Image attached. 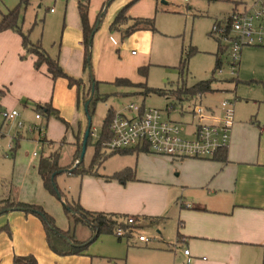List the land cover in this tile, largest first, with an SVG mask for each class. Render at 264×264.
I'll return each instance as SVG.
<instances>
[{
  "label": "crops",
  "instance_id": "0c3cea01",
  "mask_svg": "<svg viewBox=\"0 0 264 264\" xmlns=\"http://www.w3.org/2000/svg\"><path fill=\"white\" fill-rule=\"evenodd\" d=\"M131 1L133 0H111V3L105 5L107 0H89L87 20L90 26L95 23L99 11L105 6L101 22L92 36L90 48L94 78L100 82L99 93L106 91L117 95L131 93V90L127 89L129 86L111 85L115 78H127L133 83H140L132 81L128 72L116 71L118 65H114L113 57L108 51L113 48V43L116 44L118 35L121 36L120 31L109 28L117 12L129 5L126 9L128 22L124 26L121 25V28H126L131 24V18H135L131 16L134 14V6L143 3L150 10L153 3V0H136L132 3ZM60 2L63 21L58 37V64L67 75L81 78L84 86L77 92L74 86L68 85L66 79L61 77L51 79L46 72L45 64L35 69L33 54L27 53V56L21 59L20 56L26 50L21 45L20 35L6 30L0 32V90L4 93L0 99V110L18 105L12 96L14 94L12 92L18 90L21 91L22 96L26 95L28 99L36 101L35 103L49 102L68 122V128L63 125L61 140L63 139L64 143L68 141L75 151L76 136L79 135V138L83 136L87 124L85 112L83 120L79 121L81 119L79 104L81 102L83 104L82 96L90 86V78L83 67V35L76 7L77 0H60ZM49 10L54 12L52 7ZM141 31L143 30L135 31L136 35L140 36ZM126 37L121 45L124 50L131 46V33ZM139 45H144L142 40H139ZM130 52L134 55V51ZM123 62L119 61V63ZM125 64L130 70L131 63ZM134 64H139V61ZM110 73L113 74V78L106 75ZM109 85L116 89L114 91L105 89ZM262 97L264 96L259 98ZM208 109L207 113L220 115L219 107ZM49 117L56 119L53 116ZM72 121L77 123L71 125ZM68 129L70 134L68 133L69 137L66 139ZM44 138L46 139L45 133ZM51 147L53 148L54 145L51 144ZM136 149L138 151L134 150L129 154L115 153L129 156V159L121 165L133 167L135 179L144 181L150 191L155 192L157 188H161L166 192L173 191L176 196L174 207L168 213L169 221H172L175 227V240L168 242L159 234L157 237L159 243L155 247V251H158L157 258L144 264H264V120L234 115V123L229 132V143L225 148L226 161H218L212 159L213 157L174 158L153 154L148 149L147 151ZM10 156L19 167L24 165L29 178L38 177L43 187L37 198L28 197L22 185H19V180H15L21 187L19 200L28 202L27 204L40 205L53 218L56 227L64 232L67 231L69 220L64 212V200L51 197V194L45 190L37 170L38 164L36 169L32 168L28 171L24 155L16 148L12 149ZM30 156L34 158L37 155L32 153ZM131 157L136 159L134 166H131ZM101 177L103 183L102 180L88 178L82 181L78 203L82 208L90 211L134 216L135 222L131 224V232L124 236L125 243L130 245L138 217L148 218L152 223L159 221L162 218L160 213L165 204V197H156L149 202V207H145V200H139L134 193L121 190V185L124 189L127 188L126 183L113 181L110 176L101 175L100 179ZM82 225L88 232L82 236L78 235L79 237L76 236V226H74V237L80 242L94 235L87 225ZM98 237L99 235L92 242ZM115 237L117 241L122 240L121 237ZM102 240L110 242L109 239ZM138 242L142 241L138 240ZM184 249L189 251V262L183 253ZM28 255H32L37 264H100L105 256L99 249H86L82 254H55L47 245L39 218L18 209L4 210L0 213V264H13L14 256Z\"/></svg>",
  "mask_w": 264,
  "mask_h": 264
},
{
  "label": "rangeland",
  "instance_id": "374dc122",
  "mask_svg": "<svg viewBox=\"0 0 264 264\" xmlns=\"http://www.w3.org/2000/svg\"><path fill=\"white\" fill-rule=\"evenodd\" d=\"M19 1L0 0V19L1 14L6 13L7 9L16 7ZM254 1L188 0L184 2L182 0H157L155 5V0H153L150 10L143 3L134 6V14L131 16L153 17L155 29L153 31L143 30L140 36L136 35L137 32L131 33V46H128L127 50L121 48L127 37L122 38L118 35L116 44L113 43V48L108 49V51L113 57L114 65H118L116 71L128 72L132 81L143 84L128 87L127 89H130L131 93L125 95H117L109 91H106V93L97 91L99 99L90 104L91 136L84 150L82 165L84 167L90 165L94 144L98 140L102 122L110 108L118 111L130 103L135 105L144 104L146 108H157L162 111L168 108L170 114H165V116L181 124V136L190 137L196 122L191 111L194 104H198V101L195 100V96L190 94H180V97L176 95L175 92L181 86V83H185L188 87L198 81L212 78L210 83L212 91L201 95V106L203 108L215 109L219 107L221 101L227 99L234 102V115L247 119L256 117L264 120V97L259 98L264 96V46H245L239 54L240 60L234 75L230 71L228 49L224 52L221 51V64L218 69L214 70V53L218 44L221 46L226 41L223 37H220L219 32L213 31V25L223 24L232 11H242L244 7L249 8ZM51 7L54 12H50L49 8ZM62 21L60 0H55V2L54 0H28L26 5L20 4L18 7L17 26L30 39L39 40L41 47L51 56H56L59 49L58 37ZM127 22L128 20L125 24ZM6 30L18 34L12 29H5L0 32L3 33ZM139 40L143 41V46L139 45ZM130 51H134V55ZM25 55L27 56L26 51L20 58L23 59ZM181 57L187 58L182 76L179 69ZM119 61L124 62L119 63ZM137 61H139V64H134ZM125 63H131V66L129 65L130 70ZM138 68L144 70L145 74L142 75ZM90 70L93 73L91 54ZM85 71L89 75L88 68ZM106 75L110 78L114 77L111 73ZM145 85L162 90V92L165 91V95L156 92L147 95L141 94ZM98 87L100 88V86ZM7 88L9 89V87ZM105 89L114 91L116 88L109 85ZM12 93H14L12 96L16 99L18 105L5 109H15L20 114L18 119L26 120V124L33 121L35 113H39L46 134V141L40 140L35 133L20 130L16 127L14 121H4L0 116V197L22 201L19 200V188L22 187L28 197L37 198L43 187L38 177L37 179L29 178L24 165L19 167V165H16L17 162L14 163V160L10 158L12 151L7 150V144L11 139L14 138L13 148L24 155V162L27 164L28 171L32 168L36 169L41 157H48L47 155L50 154L49 156H51L56 152L59 155L58 166L60 169L75 167L76 161L71 160L74 152L73 147L68 144L67 140V143H64L63 139L61 140L64 132L63 124L52 117L42 115L35 108L34 103L36 101L30 100L31 98L28 99L26 95L22 96L20 90ZM254 99H262V101L258 100V102ZM79 109H81L79 110L81 112L79 121H81L83 115H85L82 102L79 104ZM76 123L72 121L71 125ZM80 129H82V126ZM68 133L70 134L69 129L66 139L69 137ZM81 140L82 136L79 138V135H77L74 142L76 148ZM51 144L54 145L53 148ZM32 153L37 156L30 158ZM127 159H129V156L113 154L100 165L95 166L93 174H85L81 177L68 174L69 171L67 173L64 171L59 172L54 177V184L61 198H58L57 195H51V197L61 201L62 199L78 201V194L85 178L100 181L102 180V177L100 179L101 175L112 176L114 172L126 167L121 164ZM131 160V166H134L136 159L131 157ZM131 168L134 170L133 167ZM135 178L134 171V176L124 180V182L116 179H113V181L126 183L127 188L124 189V186L121 185V190H127L130 194L134 193L139 200H145V207H149V202L156 197H165V204L160 213L162 218L152 223L148 218L138 217L136 228L132 232L130 245L125 243L124 236L121 237L122 240L117 241L115 234L99 235L96 240L88 245L87 249H99L100 253L105 255L100 264H144L145 262H152L157 258L158 251H155V247L159 243L157 238L159 234L168 242H174L175 240V227L168 218V213L174 207L176 200L174 192H166L161 188H157L155 192H152L147 188L144 181ZM15 180H19V185L22 186H18ZM103 182L102 180L101 183ZM9 198H1L0 205H3L1 201L8 202ZM75 226L76 236H82L88 232L86 227L80 223ZM139 235L145 236L148 241L138 242L137 237ZM102 239H109L110 242L107 243Z\"/></svg>",
  "mask_w": 264,
  "mask_h": 264
},
{
  "label": "trees",
  "instance_id": "16d2710c",
  "mask_svg": "<svg viewBox=\"0 0 264 264\" xmlns=\"http://www.w3.org/2000/svg\"><path fill=\"white\" fill-rule=\"evenodd\" d=\"M111 0H107L105 3H110ZM136 1V0H133ZM131 1V3L133 2ZM28 3V0H20L19 4L16 7L10 8L6 10V13L1 15L0 19V31L5 29H12L16 31L20 37H21V45L26 50L27 53L33 54L35 56V60L33 62V67L35 69H39V67L42 64L46 65V72L51 77V79L56 78H64L67 80V83L69 86H74L77 90V92L81 89V87L84 86V82L81 80V78H74L72 76L67 75L59 66L57 55L51 56L48 54L47 51H45L40 44V41H31L27 34L23 33L21 29L16 24V17L18 12V7L20 4L26 5ZM89 0H77L76 7L77 12L79 16V21L81 25V31L83 35V48H84V61H83V67L84 69L88 68V72H90V48H91V41L92 36L97 29L99 23L101 22V19L104 15V7L99 11L97 15V19L93 25H89V22L87 20V10H88ZM129 5L124 6L121 8L114 20L110 23V30H118L120 31L121 37L124 38L128 36L130 33H133L137 30H151L153 31L155 29L154 25V18L153 17H135L131 18V24L128 25L126 28H121V25L125 24V22L128 20V16L126 15V9ZM228 44H222L221 46L218 44L217 50L214 53L215 56V66L214 70L218 69L221 61H220V53L221 51L224 52L228 48ZM187 58H180L179 61V69L180 74L182 76L184 67H185V61ZM138 71L144 75L145 71L141 70V68H138ZM92 73V72H91ZM93 80L90 81V86L85 94L82 96V101L88 97L89 90L91 85H93L94 93L90 100L89 106H88V113L90 112V104L92 102L99 99L98 97V84L100 83L94 78V74L92 73ZM212 78L209 80H201L196 82L195 84L191 86H186L185 83H181V86L177 88L176 95L180 97V94H190L192 96H195L197 93H205L212 91L211 83ZM107 84V83H106ZM143 83H133L127 78H115L113 82H111V85L113 86H138ZM151 92H156L159 94L165 95V91L162 92V90L154 89L151 87H143V90L141 94L147 95ZM3 94V91L0 90V96ZM36 110H38L42 115L49 117L53 116L57 120H59L63 125L68 128L69 124L66 122L56 111L55 108L52 107V105L49 102L44 103H34ZM39 114V113H38ZM114 114V110L110 108L102 122L101 131L98 137L97 142L94 144V151L92 154L91 162L89 167H84L82 165V161L77 163L76 166L69 172L71 174L76 175H85V174H93V168L95 166L100 165L108 156L113 155L115 153L119 154H129L132 151L136 150V148H125L117 151H106L104 146L102 145L103 142H105L109 138L108 133V122L111 119V117ZM91 132L88 135L87 143L90 139ZM40 140H45V138H41ZM46 141V140H45ZM87 145V144H86ZM81 143L79 146L75 149L73 153V162H75L80 153ZM141 151H147L146 148H138ZM58 152L54 153V155L48 156V157H41L38 162V173L41 177V180L43 182V186L45 190L51 194L56 195L53 184L50 180L51 174L55 171L61 170L58 166ZM212 159L218 160V161H226V150H219ZM134 176V170L130 167L123 168L119 171H116L110 176L111 179H116L120 182H124V180L133 177ZM62 194V193H61ZM3 205H0V213H3L4 210L9 209H18L23 211L25 214H32L40 219L44 233L47 245L51 251H53L55 254L58 255H67V254H82L86 251L87 246L92 242V240L100 235V234H112L114 235V231L117 227H121L125 230H129L131 232V225L126 222L127 217H131L128 215H121V214H114V213H104V212H96V211H90L82 208L78 201H69L67 199L64 200L63 208L64 212L69 220V229L67 231H62L58 227L55 226L53 218L43 210V208L40 205H34V204H27L22 203L18 201H14L12 199L7 201H1ZM134 217V216H133ZM77 223H82L87 225L92 231L93 236L89 238L86 241L80 242L77 241L74 237V226ZM9 233V231L7 230ZM65 235L70 241L77 245H70L61 235ZM13 264H37L35 258L32 255L28 256H14L12 260Z\"/></svg>",
  "mask_w": 264,
  "mask_h": 264
},
{
  "label": "built area",
  "instance_id": "2783aa9c",
  "mask_svg": "<svg viewBox=\"0 0 264 264\" xmlns=\"http://www.w3.org/2000/svg\"><path fill=\"white\" fill-rule=\"evenodd\" d=\"M213 31L219 32L220 37L229 45L230 71L234 75L244 46H264V0H255L249 8L244 7L242 11H232L223 24L213 25ZM201 95L202 93L195 95L198 104H194L191 114L196 122L190 137L181 136V124L165 116L170 114V109L162 111L130 103L122 110L114 111L107 126L109 138L102 145L109 152L125 148H146L160 156L212 158L229 143V132L234 123V102L227 99L221 101L220 115L217 116L207 113V109L201 106ZM0 116L4 121H14L20 130L35 133L40 139L44 137V126L38 113L34 114V121L27 124L18 119L20 114L15 109H1ZM13 139L7 144L8 151L13 149ZM126 222L131 225L135 218L127 217ZM128 232L129 230L117 227L114 234L123 237ZM137 238L142 242L148 241L143 235ZM183 253L189 262L188 249H184Z\"/></svg>",
  "mask_w": 264,
  "mask_h": 264
},
{
  "label": "water",
  "instance_id": "95a60500",
  "mask_svg": "<svg viewBox=\"0 0 264 264\" xmlns=\"http://www.w3.org/2000/svg\"><path fill=\"white\" fill-rule=\"evenodd\" d=\"M92 38V37H91ZM89 78H90V81L93 80V76H92V73H91V70L89 72ZM93 93H94V88H93V85H91L90 87V90H89V95L88 97L84 100L83 102V109H84V112L86 114V118H87V124L85 126V129H84V132H83V136H82V141H81V148H80V153H79V157L78 159L76 160V164L81 162L82 159H83V154H84V150H85V147H86V144H87V138H88V135L90 134V129H91V121H90V116H89V113H88V106H89V103H90V100L93 96ZM74 168V166L70 169H61V170H58V171H55L51 174V177H50V180L53 184V188H54V191L57 195L58 198H61L60 197V194H59V191L57 190V187L55 186L54 184V177L59 173V172H62V171H71L72 169ZM70 245H77L75 243H73L72 241H70L65 235H61Z\"/></svg>",
  "mask_w": 264,
  "mask_h": 264
}]
</instances>
